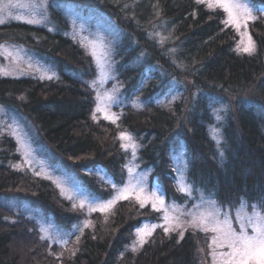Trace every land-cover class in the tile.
Masks as SVG:
<instances>
[{"label": "trees", "instance_id": "trees-1", "mask_svg": "<svg viewBox=\"0 0 264 264\" xmlns=\"http://www.w3.org/2000/svg\"><path fill=\"white\" fill-rule=\"evenodd\" d=\"M69 1L104 15L118 28L117 76L124 93L141 100L143 109L124 107L116 123L93 118L94 90L88 84L95 75L93 59L64 34L68 21L54 7L50 11L60 31L0 25V43L45 54L58 75L52 81L0 77V103L32 120L46 146L100 195L110 189L100 188L97 176L87 170L101 168L122 182L129 152L121 134L131 133L140 144L141 169H152L151 181L161 182L168 200L186 197L176 185L171 154L184 141L188 181L194 188L213 193L223 205L246 201L264 212V13L258 11L250 22L255 52L244 54L236 50L239 36L226 22V13L199 0ZM251 1L264 7V0ZM161 28L164 43L156 34ZM170 90L180 94L178 99L168 107L158 104L157 98ZM221 106L226 107L224 121L216 124L215 110ZM217 125L220 140L213 134ZM3 143L0 192L29 196L60 227L69 228L85 215L94 226L74 252H63L41 238L34 221L24 216L17 223L5 221L14 214L0 205V264L200 263L209 235L186 231L178 237L158 228L139 250L128 251L142 223L161 220L158 212L122 201L109 221L99 213L89 216L71 201L60 200L49 181L7 167L6 155L11 157L15 145L9 138Z\"/></svg>", "mask_w": 264, "mask_h": 264}, {"label": "rangeland", "instance_id": "rangeland-1", "mask_svg": "<svg viewBox=\"0 0 264 264\" xmlns=\"http://www.w3.org/2000/svg\"><path fill=\"white\" fill-rule=\"evenodd\" d=\"M199 1L206 5L209 3V0ZM233 2L246 5L249 10V13L243 12L242 9L236 10L241 18L238 29L235 25L228 23L239 36L236 50L239 53L252 54L255 52L256 43L250 32V22L257 18L258 11L264 13V7H257L251 0H233ZM51 7L61 12L68 21L69 28L64 34L85 48L93 59L95 75L88 82L94 90L93 117L109 122H112V119H106L105 116L115 117L114 123H116L121 112L119 110L124 107L132 106L136 109H143L145 104L137 97H128L119 81L116 72V46L120 44L121 36H119L118 28L104 15L93 13V11L76 5L69 0H0V21H2L0 25L20 23L47 28L51 31H60L59 23L52 17ZM211 8L222 9L216 6L215 3ZM249 14L251 18H248ZM228 19L226 13V20L228 21ZM161 23L163 22H160L159 26ZM165 26L166 24H162V28ZM162 28L156 34L158 40L164 43L167 37L165 29ZM249 36L253 45L251 53L243 51V48L248 45ZM133 62L134 65L138 63L136 60H133ZM71 73L73 76L81 77V74L76 71ZM0 77L52 81L56 80L58 75L56 68L47 61L45 54L32 51L25 45L18 43L1 42ZM179 95V93L170 90L157 98V103L168 107L178 99ZM98 108L101 111H97ZM225 110V106L215 110L216 124L224 121ZM220 131L218 125L213 129V134L216 139L218 138L217 140H220ZM124 134L130 139L121 138L124 149L129 152L125 177L122 182H117L115 178L101 168L87 170L90 176H97H95L97 181L102 184L99 185L100 188L110 189L109 194L103 196L85 185L79 176L63 161L64 159L55 155L46 146L32 120L20 111L0 103V154L4 153L6 149L3 140L9 138L15 145L11 157L10 153H7L5 161L7 167L11 170L17 172L29 171L35 176L34 178L49 181L55 187V195L60 200L71 201L74 207L89 216L99 213L104 216L105 220L109 221L108 219H111L117 204L122 201L137 203L140 208L159 213L160 221H145L136 229L135 238L129 246H126L128 251L136 252L139 250L158 228L163 229L166 234L176 233L178 237L184 236L186 231H191L209 235L206 246L201 251L203 257L199 264H219L221 255L227 253L230 249L226 245L217 247L212 244V238L217 234L205 230V228L212 227V217L209 214L218 213L220 220H223L227 215L238 232L240 231V225L237 212L241 208V202L247 205L245 209L247 215H252L253 206H255L256 211L264 214L258 206L249 205L246 201H241L238 205L230 201L223 205L215 198L213 193H208L203 188H194L188 181L187 148L184 141L173 148L171 154L176 185L186 197L184 200H168L166 190L161 182L157 179L151 181L152 169H141L139 164V142L133 134ZM125 189L128 190L127 198H119ZM153 193H155V197ZM138 194L144 199L143 206L137 200ZM28 197L22 198L15 192H0V205L14 214V216H6L5 221L17 223L20 219L19 216L34 221L41 238L51 245L60 246L63 252H74L78 248L85 231L94 226L92 219L85 215L83 219L75 221L69 228L60 227L55 219L45 215L43 209L32 203ZM156 197L162 200L163 204L159 203ZM111 201H114L111 207L101 210V206L107 205ZM201 217L206 218V223H201ZM247 231L249 235L252 234L250 227ZM213 253H215V260Z\"/></svg>", "mask_w": 264, "mask_h": 264}, {"label": "snow or ice", "instance_id": "snow-or-ice-1", "mask_svg": "<svg viewBox=\"0 0 264 264\" xmlns=\"http://www.w3.org/2000/svg\"><path fill=\"white\" fill-rule=\"evenodd\" d=\"M213 3L228 14L229 19L226 22L235 25L237 29L240 26L241 18L236 10L242 9L243 12L249 13L246 5L233 2V0H209L208 7H213ZM248 18H251L250 14ZM0 23H2V21H0ZM252 50L253 45L251 37L249 36L248 45L243 48V51L251 53ZM97 111H101V109L98 108ZM105 118L112 119L113 123L116 119L115 117L108 116H105ZM121 138L130 139V137H126L123 133L121 134ZM127 192L128 190L125 189L119 198H127ZM153 196L155 197V193H153ZM156 199L159 200L158 197H156ZM137 200L141 203V206H143L144 199H142L139 194L137 195ZM112 203H114V201L101 206V210L111 207ZM159 203L163 204V201L159 200ZM153 207H155V205H153ZM246 208V203L241 202V208L237 212L238 223L240 225L239 232L233 227L227 215H225L223 220H220L218 218V213L209 214V216L212 217L213 223L211 228H205V230L217 234L212 238V244L217 247H224L226 245L230 249V251L221 255L219 264H264V214L256 211L255 206H253L252 215H247L245 211ZM165 219H167V217H165ZM201 223H206L205 217H201ZM249 227L252 229L251 235H249L247 231ZM165 230L167 231V229ZM213 256L215 260V253H213Z\"/></svg>", "mask_w": 264, "mask_h": 264}]
</instances>
